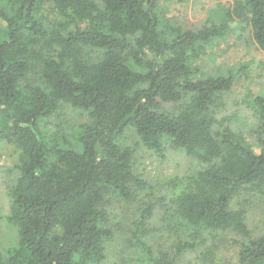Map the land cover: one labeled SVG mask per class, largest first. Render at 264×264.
I'll return each mask as SVG.
<instances>
[{
  "label": "trees",
  "instance_id": "obj_1",
  "mask_svg": "<svg viewBox=\"0 0 264 264\" xmlns=\"http://www.w3.org/2000/svg\"><path fill=\"white\" fill-rule=\"evenodd\" d=\"M232 12L264 52V0ZM163 21L158 0H0V141L18 151L8 217L18 241L0 264L104 262L114 237L105 202L132 201L144 186L128 133L200 166L156 201V214L177 216L188 234L176 256L205 233H230L241 236L238 264H264V232L250 234L242 203L264 194V95L249 102L260 122L252 144L216 118L237 74L199 68L219 27ZM63 109L85 119L48 132ZM144 250L147 264H172Z\"/></svg>",
  "mask_w": 264,
  "mask_h": 264
},
{
  "label": "rangeland",
  "instance_id": "obj_2",
  "mask_svg": "<svg viewBox=\"0 0 264 264\" xmlns=\"http://www.w3.org/2000/svg\"><path fill=\"white\" fill-rule=\"evenodd\" d=\"M239 0H158L164 21L183 29L200 30L205 26L219 27L222 35L198 62L205 75L236 73V79L224 96V107L216 114L217 120L245 139L256 144L257 120L249 107L256 96L264 95V52L252 39L250 28L234 18L232 10ZM231 20L227 19V12ZM163 21V22H164ZM221 27V28H220ZM85 115L79 111L60 110L50 119L48 132L61 126L74 130ZM127 143L134 146L133 165L137 177L144 182L132 201L110 199L105 202L107 226L114 237L107 242L102 264H147L144 247L154 254L167 252L172 264H238L237 251L241 236L230 233L196 238L201 244L194 251L175 254L179 243L188 239L185 228L177 216L156 214V201H163L171 186L200 168L199 164L183 152L166 147L163 154L139 146L130 133ZM17 149L0 141V252L6 254L17 246V228L8 220L10 189L17 177ZM246 225L252 236L264 232V194L244 195ZM147 212V213H146ZM157 216V217H156Z\"/></svg>",
  "mask_w": 264,
  "mask_h": 264
}]
</instances>
